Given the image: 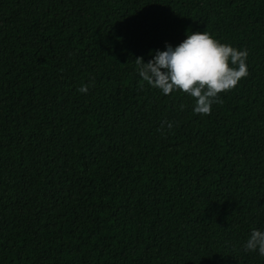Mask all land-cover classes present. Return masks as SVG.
<instances>
[{
  "label": "trees",
  "instance_id": "trees-1",
  "mask_svg": "<svg viewBox=\"0 0 264 264\" xmlns=\"http://www.w3.org/2000/svg\"><path fill=\"white\" fill-rule=\"evenodd\" d=\"M205 30L248 75L198 114L135 59ZM253 228L264 0H0V264H264Z\"/></svg>",
  "mask_w": 264,
  "mask_h": 264
},
{
  "label": "clouds",
  "instance_id": "clouds-1",
  "mask_svg": "<svg viewBox=\"0 0 264 264\" xmlns=\"http://www.w3.org/2000/svg\"><path fill=\"white\" fill-rule=\"evenodd\" d=\"M149 56L147 62L142 57L135 59V71L142 81L165 95L187 93L194 99L192 111L198 114H208L220 101L219 93L248 75V50L223 43L206 30L188 31L177 45L165 42L163 50H151ZM79 91L86 93L88 85L82 84ZM172 126L168 122L167 127ZM243 247L264 256V228L251 229Z\"/></svg>",
  "mask_w": 264,
  "mask_h": 264
}]
</instances>
